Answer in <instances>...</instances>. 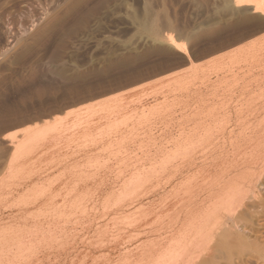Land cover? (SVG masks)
I'll return each instance as SVG.
<instances>
[{
  "label": "bare ground",
  "instance_id": "1",
  "mask_svg": "<svg viewBox=\"0 0 264 264\" xmlns=\"http://www.w3.org/2000/svg\"><path fill=\"white\" fill-rule=\"evenodd\" d=\"M225 1L264 19V0ZM256 42L202 67L198 82L194 69L166 78L169 96L152 104L128 111L118 95L23 128L0 157V204L6 181L22 177L0 207V264L50 250L78 252L68 264H264V45ZM72 159L77 166L62 167ZM43 162L63 168L68 193L63 179L51 181L57 166Z\"/></svg>",
  "mask_w": 264,
  "mask_h": 264
},
{
  "label": "rangeland",
  "instance_id": "2",
  "mask_svg": "<svg viewBox=\"0 0 264 264\" xmlns=\"http://www.w3.org/2000/svg\"><path fill=\"white\" fill-rule=\"evenodd\" d=\"M225 2V0H0V138L15 135V140L12 141L9 138L0 139L3 143L2 145L0 142V157L4 160L3 150L6 144L12 145L13 141L19 140L23 128H32L34 124L42 125L44 121L52 122L53 118L62 116L65 111H75L84 104L95 103L99 99H102L101 101L113 99L118 95L127 96L128 103L137 99L135 104H133L135 101L127 104L128 111L135 105L140 107L152 104L156 97L161 100L162 96L169 93V85L173 83L171 79L175 75L184 73L183 71L192 72V69L201 71V74L198 72L196 75H199V79L195 80L198 82L203 77L202 70L217 58L232 53L242 45L246 47L255 40L260 43L257 46L262 48L263 17L252 13L248 8L241 7L242 12L240 7L238 9L234 5L233 7L237 8H234L235 12L233 7L226 10L227 4L231 2L227 1V4ZM177 44L181 50H178ZM263 49L264 47L261 49L264 52ZM211 77L214 78L213 81L216 79L214 75ZM166 78L168 82L169 78L171 80L168 88L164 85ZM156 85L165 86L167 89L157 88ZM158 89L162 91L158 92ZM170 117L172 119V116H169L168 120ZM150 125L153 126L152 123ZM150 125L149 129L152 127ZM174 126L170 128L173 133ZM148 128L146 131H149ZM157 129L160 130L162 127ZM73 160H69L71 164L66 162L68 167L66 163L62 167L69 170L76 162L79 166L87 161L84 159L83 163V160L81 162L78 158L76 162H72ZM48 162L43 163L47 166ZM51 164V166L48 164L51 169L57 166L53 162ZM58 166L56 167L58 171L56 168L55 171L51 170L54 172L52 175L63 171V168ZM1 171L0 179L6 176V172ZM60 172L54 175L58 182L52 175L50 177L53 183H58L57 185H61L60 181L64 180L62 187L65 181H69ZM16 177L14 179L22 182V179H19L21 175L19 178ZM14 179L6 181L5 187L10 188H5L8 194L5 192L4 198L8 195L9 199L7 196L5 200L2 196L0 207L9 205L17 195L14 192L17 187L14 185L19 183ZM52 182L50 184L54 188L57 187ZM59 188L60 186L55 188V191L57 189L60 191ZM63 189L69 192L67 191L69 186L68 188L64 186ZM64 190L58 192L59 196L65 192ZM59 196L55 197V201L56 198L58 201L56 205L61 204L62 197ZM7 212L3 213L4 217L8 215ZM115 217L118 215L112 218ZM50 252L42 257L38 254L34 256L35 258L32 257V261L27 258L25 263L24 259H21L23 262L21 260L12 262L50 264L55 260L54 262L59 264V259H62L60 264H68L71 259L77 261V258H72L75 257L73 254H78L76 251H73L71 257L66 256L68 259L63 255V251L57 258L54 256L52 258L53 253L49 254ZM64 257L67 261L63 259Z\"/></svg>",
  "mask_w": 264,
  "mask_h": 264
}]
</instances>
